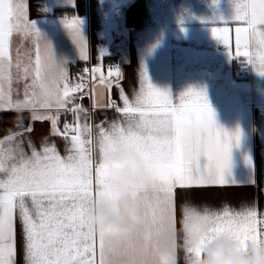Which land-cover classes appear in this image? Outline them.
<instances>
[{
  "label": "snow or ice",
  "instance_id": "1",
  "mask_svg": "<svg viewBox=\"0 0 264 264\" xmlns=\"http://www.w3.org/2000/svg\"><path fill=\"white\" fill-rule=\"evenodd\" d=\"M230 4V16H215L211 36L229 59L264 76V0ZM78 24L76 18L64 21L87 63ZM124 79L119 68L99 63L71 77L31 22L26 0H0V121L14 112L18 129L0 138V264H18V248L19 264H138L134 246L117 247L86 227L88 210L111 195L99 158L117 147L135 153L151 178L142 192L131 195L146 241L168 231L177 264L180 251L185 264H195L201 246L220 235L234 239L241 249L264 242V213L256 207L224 206L207 208L209 223L197 242L185 248L181 240L178 247L177 202L197 190L239 186L228 169L241 132L216 124L203 90L188 88L173 98L152 85L141 65L130 97ZM14 84H22V93ZM84 98L91 100V112L77 102ZM107 110L117 119L91 122L96 112ZM24 113L29 114L27 126ZM67 116L72 119L61 126ZM36 122H47L49 135L63 139L65 155L48 137L35 147L31 134ZM244 161L251 166L247 155Z\"/></svg>",
  "mask_w": 264,
  "mask_h": 264
},
{
  "label": "crops",
  "instance_id": "2",
  "mask_svg": "<svg viewBox=\"0 0 264 264\" xmlns=\"http://www.w3.org/2000/svg\"><path fill=\"white\" fill-rule=\"evenodd\" d=\"M26 4L29 18L40 34L52 33L64 25L66 19L76 18L81 32L88 38H96L91 63H85L84 67L97 63L103 66L111 46L116 60L103 67L121 70L125 75L123 87L130 97L137 85V71L143 65L152 85L166 90L173 98L188 88L203 90L216 124L225 131L231 133L239 128L241 132L246 122L239 145L231 150V160L249 157L251 166L246 164L247 177L235 178L232 173L231 178L239 186L190 193L177 202L178 220L180 205L185 201L210 210L224 206L232 210L256 207L258 212L264 213V171L261 170L264 168V76H258L241 60V74L233 76L231 65L235 58L229 59L223 45L210 33L217 14L224 18L231 15L230 0H217L215 5L212 0H26ZM55 8H72L74 15L56 18ZM76 61L82 60L70 63L73 78L81 70L73 65ZM115 90L112 96L118 100ZM79 103L92 111L89 98ZM28 115L24 113V126L29 122ZM102 119L112 121L117 119V114L112 110L99 111L91 122ZM228 126H234V130ZM34 127L31 139L37 149L43 138L48 137V143H54L61 155L66 154L65 142L49 135L47 122H36ZM9 130H18L14 112L7 113L0 121V138ZM25 150L28 151L27 143ZM249 179H253L255 185H250ZM181 240L178 234V247ZM178 264H185L183 251L178 253Z\"/></svg>",
  "mask_w": 264,
  "mask_h": 264
},
{
  "label": "clouds",
  "instance_id": "3",
  "mask_svg": "<svg viewBox=\"0 0 264 264\" xmlns=\"http://www.w3.org/2000/svg\"><path fill=\"white\" fill-rule=\"evenodd\" d=\"M102 178L110 197L101 199L86 214V227L97 237L113 242L117 247L132 245L135 258L147 264H177L176 256L167 241L166 230L154 233L146 241L139 208L131 202L133 193L142 192L151 183L135 153L117 147L100 158ZM177 233L182 245L191 248L209 223L206 206L185 201L181 204ZM195 264H264V242L243 246L224 235L204 243Z\"/></svg>",
  "mask_w": 264,
  "mask_h": 264
},
{
  "label": "rangeland",
  "instance_id": "4",
  "mask_svg": "<svg viewBox=\"0 0 264 264\" xmlns=\"http://www.w3.org/2000/svg\"><path fill=\"white\" fill-rule=\"evenodd\" d=\"M64 24V23H63ZM79 33L83 37L85 43H86V50L88 54L89 61L87 64L91 63V59L93 58L94 54V46H95V39L96 38H88L85 33L81 32L82 29L80 25L78 24ZM51 45L53 56L56 59L58 63L63 64L67 70H70V63L75 60H81L79 49L77 48L76 44L73 42V39L69 35V31L66 29L65 25H61L59 28L54 30L52 33H49L47 31H43L41 34ZM108 40L109 38H105ZM18 43V38H16ZM17 43H14L13 47L15 48L17 46ZM90 53V54H89ZM124 86V85H123ZM14 88L20 89L22 93V84H14ZM128 89V88H127ZM117 92V90H115ZM13 113V112H12ZM246 122L242 125L241 132L244 134V128H246ZM228 128H233L234 126H228ZM234 164V165H233ZM261 170L264 171V168ZM228 171L234 174L235 178L247 177V169H246V163L244 160H231Z\"/></svg>",
  "mask_w": 264,
  "mask_h": 264
},
{
  "label": "trees",
  "instance_id": "5",
  "mask_svg": "<svg viewBox=\"0 0 264 264\" xmlns=\"http://www.w3.org/2000/svg\"><path fill=\"white\" fill-rule=\"evenodd\" d=\"M53 13H54V17H56V18L71 17L72 15H74V10L72 8H55L53 10ZM109 47H110V50L108 51L107 56L104 57V59H103V66H110V65L114 64V62L116 60L115 52L111 49V46H109ZM73 63H74L73 65H76L78 68H81V69L85 65L84 61H76V62H73ZM242 65L243 64L240 62L239 59H233L232 65H231V70H232V72L234 74L233 76H235V73L240 71ZM77 102L79 103V100ZM64 119L71 120L72 117L71 116L62 117L61 126L63 124V120Z\"/></svg>",
  "mask_w": 264,
  "mask_h": 264
},
{
  "label": "built area",
  "instance_id": "6",
  "mask_svg": "<svg viewBox=\"0 0 264 264\" xmlns=\"http://www.w3.org/2000/svg\"><path fill=\"white\" fill-rule=\"evenodd\" d=\"M240 74H241V72H240V71L236 73V75H237V76H240Z\"/></svg>",
  "mask_w": 264,
  "mask_h": 264
}]
</instances>
